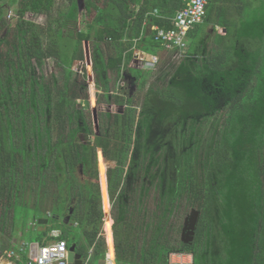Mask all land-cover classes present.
Here are the masks:
<instances>
[{"label":"trees","instance_id":"1","mask_svg":"<svg viewBox=\"0 0 264 264\" xmlns=\"http://www.w3.org/2000/svg\"><path fill=\"white\" fill-rule=\"evenodd\" d=\"M3 1L0 221L8 217L14 225L25 209L28 186L50 189L56 176L53 214H41L38 206L27 209L30 241L64 239L69 247L76 244L84 258L93 248L92 260L104 259L101 232L111 211L107 236L112 252L114 238L118 264H170V254L181 251L192 252L194 264H264V0H210L207 16L190 30L192 51L165 85L148 88L141 104L138 98L151 69L135 59V39L137 46L159 54L162 46L150 26L170 27L184 0H85L86 29L75 0L46 26L27 14L48 15L56 0H18L13 26ZM246 5L254 6L253 13L243 19ZM155 8L159 16L150 14ZM216 13L228 16L223 24L215 23L226 32L217 33L210 48L203 49V25L213 22ZM71 25L73 32L64 34ZM85 41L91 43L93 82L100 89L99 134L91 110L77 105L91 98L86 73L73 69L76 61L86 59ZM49 58L59 70L56 80L55 74L39 75L38 61ZM87 66L91 82L88 55ZM119 83L125 96L109 90ZM137 120L143 148L126 170ZM155 122L165 130L155 144L146 143ZM97 146L110 163L108 188L101 157L99 175ZM126 172L138 179L128 204L120 193ZM192 209L200 211V218L195 239L185 243L182 229ZM41 218L49 222L39 223ZM57 228L61 234L52 236ZM20 258L27 261L24 253Z\"/></svg>","mask_w":264,"mask_h":264},{"label":"rangeland","instance_id":"2","mask_svg":"<svg viewBox=\"0 0 264 264\" xmlns=\"http://www.w3.org/2000/svg\"><path fill=\"white\" fill-rule=\"evenodd\" d=\"M255 1V0H254ZM261 3V2H260ZM259 3V4H260ZM218 4V3H217ZM257 4V3H256ZM4 5V12L6 16V20L10 23L11 26L16 24L18 20V0H4L3 1ZM85 0H75V7L77 12L80 15V23L81 26L86 29V15H85ZM70 7V1L69 0H56V5L52 13L48 15H36L33 17H30V14H27V18L33 19L35 22L39 23L40 25L46 26L51 18L57 17L60 11H65L67 12ZM254 7V6H253ZM252 6H244L241 9V17L243 19H247L251 15V10L253 8ZM253 13V12H252ZM240 17V16H239ZM213 22L207 21L203 25V32L201 34V39H202V46L203 49H209L211 44H213L215 36L217 33H225V30L222 28V26H217L216 24H223L225 21L228 20V16L221 14L220 16H217V13L213 16L212 18ZM216 23V24H215ZM75 27V26H74ZM70 28H73V25L71 27L65 28L64 29V34L69 35V33L73 32L70 30ZM189 44H191V38L189 41ZM84 47L86 48V59H85V67L83 70H85L86 73V79L88 86L90 88V93H91V98L88 101H77V105L79 108H86L90 109L92 112L93 116V122H94V127L96 134H99V107L97 104V93H100V89L98 90L96 84L93 82V65H92V53H91V43L89 41H85ZM195 49H198L200 46L198 44L194 45ZM193 47L189 46L186 50H167L165 48H162L160 53L157 54L159 56V63L152 68L150 71V74L147 75V81L144 84L143 91L140 93L139 103L141 104V98L144 99L149 96V87L152 84H157V85H165L166 82L168 81L169 78L175 73L177 68L180 66L182 60L184 59L186 53L188 51H192ZM87 55L89 56L90 62H91V75H92V83L90 82L89 79V70L87 66ZM40 65V70L39 75L40 76H48V75H54V80L60 76L58 74L59 70L55 66L54 59L49 58V59H43L38 61ZM83 75V74H81ZM122 87L121 84H118V87H111L109 90L112 91H121ZM152 95H150V98ZM154 97V96H153ZM141 101V102H140ZM140 106V105H139ZM142 111V105L137 107V118L139 116V113ZM50 114V113H49ZM212 122L209 121L206 127V132H209V129L211 127ZM135 130V140L134 144L132 145V148L130 150V156L128 160V164L126 166V170L130 168L129 164L132 163V161L136 160L138 161V154H140V150L143 148V137H142V130L139 121L137 120V125ZM165 128H163L161 125H159L157 122L151 125L150 133L148 136V139L145 141L146 143H151L155 144L154 141L158 139V135L163 132ZM83 132H80L82 134ZM91 141L95 144L96 143V137H92ZM156 148V147H155ZM98 149V168H99V175H100V157L102 158L105 168H106V181H107V188H108V171H109V166L110 163L109 161L105 160L103 156V150L101 146H97ZM77 175L80 177L82 175L81 170L77 171ZM125 184H123L120 193L123 194V203L128 204L129 200H131V195L130 192L134 191V187L138 184V179L132 175L131 173L125 174ZM146 184L150 183L149 179L145 180ZM164 180L161 182V187L163 186ZM58 177H54V179L50 180V189H48L47 186L44 184H38V183H32L28 186V189L26 191V194L23 198L22 205L25 208L23 211V214L21 215L20 218H18L14 225L12 219L6 217L3 220L0 221V258L1 259H6L2 258L5 254L6 251L12 250V249H19L22 246H26V244L30 241L29 240V227L28 225L25 224L26 219L29 218L30 216V211L34 210L36 206H38L39 212L43 215L51 216L54 212L55 209V204L58 199ZM100 187H101V193L103 197V187L101 183V176H100ZM108 194V193H107ZM109 197V196H108ZM108 205H110V209H112V202L108 198ZM103 206H104V197H103ZM29 209L30 211H28ZM192 211V210H191ZM190 211V212H191ZM111 211L108 212L104 219V224H103V229L105 231V244L107 247V252L110 250V244L107 240V232L110 231L111 229V218L110 216ZM67 215V214H65ZM62 217H59V220H61ZM58 220V219H57ZM34 221V220H33ZM49 222V219H48ZM47 222V223H48ZM32 222H30L31 224ZM46 223V224H47ZM51 224V223H50ZM33 226H36V223H33ZM58 230V228L56 229ZM60 230V229H59ZM53 230H51L52 233ZM61 231V230H60ZM107 231V232H106ZM112 232H113V227H112ZM115 246L113 245V252H114ZM112 252V251H111ZM22 252L19 253L20 257L22 256ZM0 259V260H1ZM104 259L100 260H92L90 264H103ZM7 261V260H6ZM118 264V263H117Z\"/></svg>","mask_w":264,"mask_h":264},{"label":"built area","instance_id":"3","mask_svg":"<svg viewBox=\"0 0 264 264\" xmlns=\"http://www.w3.org/2000/svg\"><path fill=\"white\" fill-rule=\"evenodd\" d=\"M185 4L181 7L171 19L170 27H162L159 25H151V30L155 40L167 50H186L189 47L190 30L197 24L201 23L207 16L208 4L210 0H184ZM153 16H159V9L155 8L150 12ZM139 38L135 39L133 47L134 57L142 63L145 68L152 69L159 63V56L150 53L141 47L137 46ZM85 60L76 61L73 69L81 74H85ZM110 218L113 226V221L110 213ZM104 228V227H103ZM102 228L101 234H106ZM107 232V231H106ZM61 234L60 230L54 229L52 236L58 237ZM108 240V237H107ZM109 242V241H108ZM114 244V238L112 240ZM111 247V246H110ZM26 255L28 264H69V246L64 239H54L46 244H41L38 241H29L26 246L19 249L6 251L1 259L0 264H9L11 259L20 257L19 253ZM113 253V254H112ZM93 256V248L89 251L87 257L84 258V264H88ZM7 260V261H6ZM116 254L110 250L106 253L104 264H116ZM170 264H194V254L192 252H173L170 254Z\"/></svg>","mask_w":264,"mask_h":264},{"label":"water","instance_id":"4","mask_svg":"<svg viewBox=\"0 0 264 264\" xmlns=\"http://www.w3.org/2000/svg\"><path fill=\"white\" fill-rule=\"evenodd\" d=\"M226 32V29H224ZM73 209L70 211V215L72 214ZM70 215H67L64 218L65 222H68ZM200 218V211L196 209H192V211L185 217L184 225L182 229L181 239L185 243L193 242L196 235V228ZM48 219H40L39 223H47ZM69 264H84V254L77 251L76 244H71L69 247V255H68Z\"/></svg>","mask_w":264,"mask_h":264},{"label":"crops","instance_id":"5","mask_svg":"<svg viewBox=\"0 0 264 264\" xmlns=\"http://www.w3.org/2000/svg\"><path fill=\"white\" fill-rule=\"evenodd\" d=\"M173 18V17H172ZM171 18V19H172ZM171 21V20H170ZM146 26H147V24H146ZM217 26H220V25H217ZM150 30H151V26H150ZM152 31V30H151ZM152 34H153V32H151ZM154 35V34H153ZM162 48H164L163 46H162ZM17 259H19V260H21V258L20 257H18V258H15V259H11L9 262H6V263H9V264H18L17 263ZM92 260V259H91ZM20 264H28V261H22L21 260V263ZM89 264V263H88ZM103 264H104V260H103ZM117 264V263H116Z\"/></svg>","mask_w":264,"mask_h":264},{"label":"flooded vegetation","instance_id":"6","mask_svg":"<svg viewBox=\"0 0 264 264\" xmlns=\"http://www.w3.org/2000/svg\"><path fill=\"white\" fill-rule=\"evenodd\" d=\"M115 93H120L121 95L125 96V91H124L123 88H122L121 91H119V92H118V90L115 91ZM139 109H140V107H139ZM97 151H98V149H97Z\"/></svg>","mask_w":264,"mask_h":264}]
</instances>
